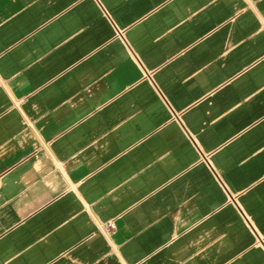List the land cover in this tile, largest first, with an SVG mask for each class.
<instances>
[{"label":"crops","instance_id":"1","mask_svg":"<svg viewBox=\"0 0 264 264\" xmlns=\"http://www.w3.org/2000/svg\"><path fill=\"white\" fill-rule=\"evenodd\" d=\"M0 264H264V0H0Z\"/></svg>","mask_w":264,"mask_h":264}]
</instances>
